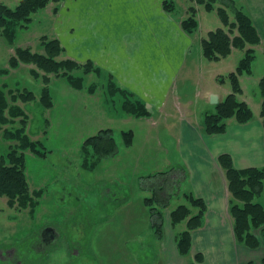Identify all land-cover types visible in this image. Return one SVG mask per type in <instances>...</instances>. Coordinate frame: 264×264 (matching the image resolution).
<instances>
[{
	"label": "rangeland",
	"instance_id": "374dc122",
	"mask_svg": "<svg viewBox=\"0 0 264 264\" xmlns=\"http://www.w3.org/2000/svg\"><path fill=\"white\" fill-rule=\"evenodd\" d=\"M20 1L0 0V4L15 10ZM63 2L66 1L51 0L46 9L33 15L28 28L13 26V31L16 32L14 42L7 39L4 30L0 31V71L8 72L1 76L0 89L6 85L15 92L29 89L36 94V101L26 105L18 104L26 109L30 117L28 135L46 147V156L37 157L30 152L26 154L30 189L32 192H42L37 209H23L18 205L10 207L7 197L0 198V260L3 261L0 264H5L6 260L10 264H25L30 261L32 264H189L195 258L196 253L193 251L186 257H176L169 251L168 258L164 255L166 262H158L161 246L167 243L174 245L171 238L186 229V223L172 228L169 216L178 206L189 205L184 197L185 185L179 194L178 190L169 186L168 192L173 195L167 209L164 210L158 203L154 205L164 214V241L158 238L150 208L144 204L145 199L154 196V191L139 189L142 183L146 187L158 188L164 179L162 173L171 174L172 169L185 167L181 159L174 156L179 151L178 127L160 125L161 121L154 113L149 121L106 118L101 114V109L95 108L91 99L87 100L86 94L79 93L62 79H53L51 83L55 106L52 111H48L39 101L43 83L31 74V70L36 69L35 66L21 65L18 69L10 67V59L16 55L18 48L43 53L41 39H54V19ZM180 6L183 5L180 3ZM201 15L205 30L208 29L207 26L223 27L222 23L216 24L219 22L216 12L209 13L203 8ZM199 52V47L194 49L190 59L197 58L203 71V81L197 76V69L193 70L187 82L182 81L183 77L179 79L182 99L184 101L190 97L196 103L195 111L201 106L196 95L199 82L202 81L201 85L208 88L217 85L214 73L228 75L235 70L242 58L239 57L242 52L237 51L230 59L214 64L205 58L204 62L201 61ZM190 68L191 64L187 65L182 76ZM252 70L253 75L247 86L253 99L251 107L259 115L262 103L258 99L261 95L258 85L252 81L264 75V55L259 49ZM94 81L99 84L96 77L88 78V86ZM227 88L231 89L229 81ZM118 107L113 111L123 113ZM201 118L200 120V117L194 116L195 122L199 119L203 124V117ZM153 121L157 123L154 124ZM18 125H9L0 130V157L8 153L11 145L16 144L4 140V129ZM101 129L114 131L119 155L104 159L95 169L87 170L83 167L84 142ZM128 131H133L135 135L130 148L124 147L122 136L123 132ZM94 161L95 158L91 157L90 163ZM149 177L151 178L148 179ZM170 183L172 182L169 181L166 185ZM256 201L264 205V194ZM49 229L60 235V239L52 244L44 242L43 234ZM235 248L234 243H226L224 246L226 253L232 251L234 254ZM40 252L46 258L43 256L40 259ZM76 252L80 253L79 256L73 255Z\"/></svg>",
	"mask_w": 264,
	"mask_h": 264
},
{
	"label": "crops",
	"instance_id": "0c3cea01",
	"mask_svg": "<svg viewBox=\"0 0 264 264\" xmlns=\"http://www.w3.org/2000/svg\"><path fill=\"white\" fill-rule=\"evenodd\" d=\"M64 1L66 2H63L54 19L53 28V38L60 40L64 48L60 59H73L82 64L91 61L101 70L99 75L92 74L89 77H96L98 80V91L95 94L84 91L79 93L86 94L87 100L91 99L95 108L101 109L103 111L101 114L106 118L149 121L155 114V117L158 115L157 118L161 121L160 125L178 127L177 146L180 152L175 153L174 156L178 158L174 157V159L180 158L181 163L189 171V177L181 188L185 185V193L202 198L208 206L204 227L193 232L192 251L204 255V262L200 264H250L251 262L262 264L264 243L260 248L251 250L236 242L233 219L229 213L231 195L219 157L229 154L235 168L239 170L264 167V118L261 117V112L256 115L253 111L254 118L247 124H239L232 119L227 122L226 133L205 134L204 117L212 113L216 107L211 104V96L217 95L219 102H222L231 93V89L227 88V82L219 83L218 77L223 75L218 72L214 73L217 85L209 88L202 86V68L197 58L190 59L191 52L199 47V59L204 62L201 41L207 38L209 32L224 26H207L208 29L205 30L201 15L203 8L198 7L199 29L192 35L186 34L181 23L189 16L187 10L193 6V0ZM166 1L175 2L176 9L173 12L165 10ZM237 6L251 17L264 43V0H239ZM230 18L234 20L233 13L230 14ZM218 21L216 24L222 23L220 18ZM59 23H61L60 28H58ZM214 28L216 29L213 30ZM254 49L256 53L257 49L262 53L264 51L263 45L256 46ZM237 51L240 50H234L226 59L211 63H222L235 55ZM241 52L239 57L243 58L244 52ZM201 61L200 64H202ZM189 64L191 68L185 76H182ZM195 69H197V76L202 78L196 93L201 101V106L198 107L200 112L195 111L196 103L190 97L183 101L180 91V77H183V82H187ZM252 75L253 70L251 75L240 77L243 89L240 100L249 104L250 107L253 99L247 84L250 83ZM263 77L264 75L252 81L259 86ZM110 79L118 88L142 102L149 110L150 117L135 118L126 116L120 111H113L119 103L114 105L107 93V84ZM258 101L263 102L262 98ZM195 115L197 118L200 117V120L203 117V124L199 119L195 122ZM126 205L127 203L124 204ZM47 234L44 242L52 244L60 239L58 232L52 229ZM175 237L176 235L171 238L174 245L167 243L161 246L162 252L158 253V262H166L164 255L167 257L169 251H172L176 257L180 255ZM164 240L166 238L161 239V241ZM226 243L236 245L234 254L232 251L226 253L224 249ZM79 254L76 252L73 255L79 256Z\"/></svg>",
	"mask_w": 264,
	"mask_h": 264
},
{
	"label": "trees",
	"instance_id": "16d2710c",
	"mask_svg": "<svg viewBox=\"0 0 264 264\" xmlns=\"http://www.w3.org/2000/svg\"><path fill=\"white\" fill-rule=\"evenodd\" d=\"M238 1L193 0V6L188 10L190 15L181 23L183 31L192 35L199 29L197 8L203 7L209 13L216 11L224 27L209 32L207 38L201 41L203 57L210 62H219L228 58L234 50L244 52V57L234 72L218 77L220 84L229 81L231 93L215 107L212 113L205 115L204 129L207 135L226 133L229 120L234 119L239 124H247L254 118V112L249 104L240 100V96L243 94L240 77L252 74V66L256 60L254 47L263 45L264 50V43L251 17L237 6ZM50 3L51 0H21L15 10L0 4V31L4 30L7 39L14 42L16 32L13 31V26L21 25V28H28L33 15L46 9ZM175 6L174 1L164 3L167 12H173L176 9ZM230 10L234 14L233 21L230 18ZM41 40L42 54L33 53L29 48H18L16 55L10 59V67L18 69L21 65L35 66L36 69L31 70V74L33 78L43 83L39 101L45 109L51 110L55 106L50 89L53 79H62L71 88L78 91L86 90L90 94H95L98 91V84L92 83L88 86L87 82L92 74H100V68H97L91 61L82 64L73 59H60L64 53L60 40L47 37H43ZM7 73V71H0V84L1 76ZM258 89L263 101L261 117L264 118V77L260 80ZM107 93L114 105L119 103L124 115L135 118L150 117L149 110L142 102L135 100L131 94L118 88L111 79L107 84ZM36 100V94L29 89L15 92L6 85L0 89V130L9 125L19 124L18 127L4 129V140L16 142V144L11 145L8 153L0 157V198L7 197L10 207L18 205L23 209L34 207L37 209L42 195L41 191L32 192L30 189L26 154L30 152L37 157L46 156L44 152L46 147L40 141L32 140L28 135L30 117L26 109L18 104L26 105ZM122 136L124 147H132L134 132H123ZM83 151L85 157L83 167L87 170L88 168L89 170L95 169L100 161L115 157L120 152L111 129L101 130L98 134L89 137L84 142ZM91 157L95 158L93 163H90ZM219 163L224 169L228 181L231 195L229 212L233 219L236 242L240 246L256 250L264 243V206L256 201L264 192V167L239 170L235 168L234 161L229 154L221 155ZM171 172L173 176L169 173H162L164 179L158 188L146 187L143 183L139 185L142 191L147 188L154 191V196L145 199L144 204L150 208L153 227L159 239L164 238V214L154 205L158 203L164 210L167 209L173 195L168 192L169 186L178 190L179 194L182 184L189 177L186 167H176ZM169 181L172 183L166 185ZM184 197L189 205L178 206L170 212L169 216L172 228L186 223V229L176 235L175 242L179 254L188 256L192 251L193 232L204 227L208 206L205 200L197 198L191 193H185ZM43 256L46 258V255L41 253L40 259ZM0 262L3 261L0 260ZM203 262V253H197L194 261L189 264ZM4 263L10 264L7 260ZM25 264H32V261ZM262 264H264V259Z\"/></svg>",
	"mask_w": 264,
	"mask_h": 264
},
{
	"label": "water",
	"instance_id": "95a60500",
	"mask_svg": "<svg viewBox=\"0 0 264 264\" xmlns=\"http://www.w3.org/2000/svg\"><path fill=\"white\" fill-rule=\"evenodd\" d=\"M218 103H219V98H218V96L215 95V94L212 95V96H211V104L216 106V105H218ZM49 232H50V229L47 230V231L43 234V236H44V237H47V235H48L47 233H49Z\"/></svg>",
	"mask_w": 264,
	"mask_h": 264
}]
</instances>
